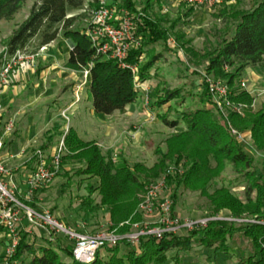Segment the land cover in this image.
I'll return each instance as SVG.
<instances>
[{
	"label": "trees",
	"instance_id": "1",
	"mask_svg": "<svg viewBox=\"0 0 264 264\" xmlns=\"http://www.w3.org/2000/svg\"><path fill=\"white\" fill-rule=\"evenodd\" d=\"M29 0H0V23L12 20ZM101 0H91L89 8L99 6ZM226 5L215 17L225 21L234 20L233 34L224 38L219 47L210 53L207 72L216 78L226 81L231 87L240 79L248 67L259 66L264 63V0H256L251 10H239L233 6L236 0H218ZM109 4L118 8L136 11L133 0H109ZM86 0H36L27 18L19 24L4 43L5 51L0 55V63L4 54L12 55L18 50L27 52L32 48L36 54L43 47L54 42L63 33L73 42V48L66 66L81 71L83 67L91 65L89 93L92 106L96 113L111 115L118 110L137 101L141 84L157 76L160 81L148 90V100L152 101L155 109L167 105V109L160 114L161 121L170 128L184 125L185 130L173 134L167 140L168 152L161 154L158 162L150 168L142 164L130 165L126 160L116 161L112 155H105L101 148L92 141L79 138L76 131L70 128L65 142L69 158L84 163L82 174L89 178H98V192L100 203L96 208H105L110 215L111 228L119 227L122 222L133 217L137 206L146 190V180L157 177L166 172L167 159L185 161L189 166L183 173L169 174L168 184H175L171 194L173 207L175 206L178 190L181 186L192 190H201L213 206V213L226 211L236 217H256L264 221V165L258 171L253 158L248 155L237 139L231 135L223 123L219 112L206 107L214 106L213 96L209 92L208 80L200 83L201 93L198 94L202 105L195 109L189 107L181 110L180 118H171L176 108L168 105L175 100L177 106H182L187 94L182 88L171 89L163 86L162 78L156 68L157 61L162 54H154L149 46L162 41H168L169 30L163 25L170 21L169 14L148 18L141 15L138 18L137 34L142 36L139 47L129 53L128 62L138 64V77L130 69L122 67L116 59H112L97 51L86 34V29L76 28L75 24L86 12ZM70 8L84 9L79 16H68ZM195 7L191 6L184 17H189ZM146 9L145 11H147ZM179 17L178 20H182ZM177 20V22H178ZM176 21L171 25L175 28ZM183 34H178L181 40ZM192 41L182 42V46L189 53L196 54L191 46ZM187 44H189L187 46ZM187 46V47H186ZM151 52V53H150ZM149 55L146 61L140 63L141 57ZM155 70V72H153ZM235 101L252 103L249 92L242 91L232 97ZM218 111V110H217ZM218 114V115H217ZM229 120L240 129H248L252 134L256 148L264 151V111L255 114L250 120L242 119L239 114L230 112ZM241 124H244L243 126ZM53 137H50L51 141ZM214 161L215 165H212ZM227 163L235 167V172L247 180L244 197L234 195L228 188L222 187L212 194L207 193V184L220 174ZM160 174V175H161ZM157 179V178H156ZM89 193L94 189L87 185ZM35 207L33 199L27 201ZM128 225L119 228L126 232ZM3 232V228L0 227ZM234 241L239 245L236 264H264V224L237 225L231 221H211L207 227L193 230L184 236L167 234L164 238H143L138 245L122 242L114 247H106L107 257L103 258L99 252L94 262L90 264H164L169 252L176 250L174 264L182 262V252L192 250L194 243L212 249L215 253L228 254L229 244ZM3 246L6 241H0ZM122 244L130 247L123 251ZM62 254L67 259L62 257ZM184 258V256H183ZM18 264H85L73 257V245L65 236H53L38 246L23 233L19 246L10 259Z\"/></svg>",
	"mask_w": 264,
	"mask_h": 264
},
{
	"label": "rangeland",
	"instance_id": "2",
	"mask_svg": "<svg viewBox=\"0 0 264 264\" xmlns=\"http://www.w3.org/2000/svg\"><path fill=\"white\" fill-rule=\"evenodd\" d=\"M34 1L35 0H29L12 20L2 21L0 23V51L4 48L6 39L12 34L14 29L26 19ZM133 1L136 4V11H130V13L136 20V23H138L137 19L140 18L141 15L148 18H158L164 14H169L170 21L163 25V29L169 30L168 41L165 44L162 41L157 42L149 46V48L154 54H162L157 61L156 68L161 78H163L161 79L163 86L167 85L171 89L182 88L184 93L187 94L186 100L182 106H177L175 100H172L168 104L176 108V112L171 113L170 117L180 118L181 110L187 107L195 109L202 106L199 102L198 94L201 93L200 83L204 79L213 81L222 80L207 72L206 68L209 63L208 58L210 53H213L219 47L225 37H231L233 34L232 26L235 22L234 20L225 21L224 19H217L215 17V15L226 6L223 3L204 5L206 10L202 14L203 17L196 18L193 16V13L189 17L183 16L191 6L179 0ZM255 2L256 0H236L233 2V6L239 10L247 11L253 8ZM204 6L195 7L194 11ZM164 7L168 9L167 12L164 11ZM90 9L91 8L88 7L85 16L76 22V28L83 30L88 27ZM146 9L148 10L145 11ZM179 17H183V19L178 20ZM174 21H176L177 25L175 28H172L171 25H173ZM178 34H183L184 37L178 40ZM139 36H141L140 33ZM187 40L192 41L191 46L194 48L196 54L189 53L186 48L182 46V42ZM188 45L189 44H187V46ZM27 53H32L31 47L28 48ZM148 57L149 55L147 53V55L143 56V61H146ZM29 65L32 68V60L29 62ZM252 71V73L244 74L232 86L235 95L242 91H247L252 97L251 104L235 101L245 104L244 113L240 115V117L247 120H250L255 114L264 111V63L254 67ZM153 72H155V70H153ZM158 80L159 78L157 76L150 79L151 89L148 87V89H150L149 91L158 84ZM242 81L246 82V88L241 87ZM87 94L88 93L85 91L84 101L81 103L82 118L80 119V115L76 114L74 117L77 118L73 120V116L70 114L72 121L70 120L69 126L71 128L73 125H76L80 130L82 138L94 143L95 141L100 142L99 147L102 153L105 155H112L116 161L124 159L130 165L142 164L147 168L153 167L160 159L159 157L161 154L164 155L168 152L167 140L169 137L185 130L184 125L176 128L166 126L161 121L160 114L167 109V105L155 109L154 106H152V101L149 100V104H147L145 95H143L140 97L141 100L135 106L134 110L138 115L139 113L145 112L147 116L143 118H132L131 121H126L125 123H120V120L117 119L114 127L121 128L120 131H116L113 134L114 137L109 139L108 142L100 141L92 132V127L97 120V115L89 110ZM206 107L218 112L216 106L212 104H207ZM151 117H154V119L152 120ZM230 123L238 131L243 132V134L248 137V142L240 144L248 155L253 158L256 169L260 171L264 165V151L258 150L253 141L250 142V131L248 129H240L231 121ZM124 125H126L127 128H124ZM226 125L228 129L230 125L228 123ZM241 125L243 126L244 124ZM60 135L61 134L55 137V139L58 140L55 141L56 143H53L54 147L63 139L64 135L63 137H60ZM59 138L61 139L59 140ZM47 139L48 135L46 134L35 143L32 144L31 142L29 145L30 149L26 156H32V164L29 170H34L36 168L40 152L47 156L52 153L53 150L47 149L45 151L42 149V143L46 142ZM68 154L69 151L67 148L62 160V171L47 186L39 189L34 195L33 201L35 207L40 210H50L61 221L73 228L81 229L83 225L92 229L105 230L109 228L111 226L109 213L105 208H96V205L100 203V195L97 188L99 179L96 177L89 178L82 174L81 171L85 167L84 163L69 158L66 156ZM176 158L177 156H174L172 159H167L166 165L183 168L184 171H187L189 166L184 164L185 161L177 162L175 160ZM212 165H215L214 161H212ZM15 167L16 166H12L13 169H15ZM160 174L146 181L151 183L157 180L156 178H158ZM247 183V180L243 179L241 174L235 172L234 165L227 163L224 170L209 181L206 189L207 193L212 194L217 189L226 187L237 197L243 198ZM87 185L93 187V193H89ZM169 189L172 194L175 189V184H169ZM17 196L23 199L19 193ZM212 209L213 206L211 205L210 199L202 194L201 190H192L185 186L179 188L175 206L173 207L175 215L182 219L189 217L202 218L213 215ZM156 218L157 217L139 216L137 221L153 223ZM25 222L26 225L23 223V233H27L29 239L34 241L38 246H42L47 239L53 237L47 228L43 226H31L27 221ZM184 235H187V232L178 234V236ZM1 238H5V235L0 231V241H2ZM121 248L123 251L130 249L126 244H122ZM4 251L5 250L0 246V264H11L10 260L5 258ZM176 252V250L169 252L167 258L163 261L164 264H174L176 259L173 257ZM99 254L103 258L108 256L106 249H101ZM238 254L239 245L234 241L229 244L228 254L215 253L212 249L194 243L192 250L182 252L181 255H183L184 258L183 256L181 257L182 262L180 264H233L236 262ZM62 257L67 259L64 254H62Z\"/></svg>",
	"mask_w": 264,
	"mask_h": 264
},
{
	"label": "built area",
	"instance_id": "3",
	"mask_svg": "<svg viewBox=\"0 0 264 264\" xmlns=\"http://www.w3.org/2000/svg\"><path fill=\"white\" fill-rule=\"evenodd\" d=\"M190 6L199 7L213 5L218 0H179ZM166 11V10H165ZM90 18L86 34L92 41L97 51L109 58L116 59L122 67L131 70L138 77V64L128 62L129 53L133 48L142 43V36L136 32L137 23L127 8H118L109 4V0H101L99 6L89 10ZM138 20V19H137ZM5 47L0 51V55ZM35 59V54L18 50L12 55L4 54L0 63V89L9 85L14 72L25 64ZM143 57L140 59V63ZM91 65L82 68V80L75 86V100L62 110V116L69 124L70 111L81 100L83 88L90 82ZM246 82H241V87L246 88ZM208 88L213 96L214 106L222 116L224 124H229V131L239 143L248 142V137L243 132L233 127L229 120L230 112L243 115L245 104L235 102L232 97L235 93L232 87L224 80H208ZM148 87L143 89L146 102L148 100ZM2 106L0 104V110ZM153 120L154 117H151ZM15 128L14 119L9 120L0 132V227L3 228L6 245L4 247L5 258L10 260L15 254L23 233V223L27 221L31 226H43L53 236H65L73 245V257L75 260L90 264L95 261L98 252L106 247H114L122 242L138 245L143 238H164L167 234L178 235L183 232L207 227L211 221H231L237 225L264 224L263 220L256 217H236L229 212L220 211L211 216L202 218L189 217L182 219L175 215L173 199L168 184V175L183 173L184 169L168 165L166 172L162 173L157 180L147 186L146 192L141 195L135 214L140 217H157L155 222L134 221L133 217L122 222L119 227L107 229H92L83 225L81 229L68 226L50 210H40L31 206L27 201L33 199L36 192L47 186L63 169L62 160L67 150L65 137L55 146L53 152L47 156L39 153L36 168L27 176L25 196L19 198V186L12 178V173L1 153L6 146L7 139ZM250 142L253 141L249 132ZM113 157V156H112ZM114 158V157H113ZM112 225V223H111ZM128 225L126 232L119 228ZM28 231V230H27ZM11 261V260H10ZM11 264H18L17 262Z\"/></svg>",
	"mask_w": 264,
	"mask_h": 264
},
{
	"label": "crops",
	"instance_id": "4",
	"mask_svg": "<svg viewBox=\"0 0 264 264\" xmlns=\"http://www.w3.org/2000/svg\"><path fill=\"white\" fill-rule=\"evenodd\" d=\"M90 1L86 0V9L89 7ZM167 10L164 7V11L167 12ZM205 10V6L199 10L196 9L193 12V16L201 18ZM84 12V9L70 8L68 16H79ZM84 16L82 15V17ZM72 48L73 42L71 39L64 34H60L54 42L43 47L35 54L32 68L29 64L22 66L13 73L9 85L0 89V104L2 106L0 110V132L9 120L14 119L15 121L14 131L7 139L1 158L9 167L11 173L13 172L12 178L19 186V194L23 198L25 196L27 176L32 172V170H29L32 164V156L26 157L31 142L32 144L35 143L39 138L47 134L48 139L42 143V149L45 151L47 149L54 150L53 143L58 140L55 137L59 134H61L60 137H63V135L66 137L70 129V124H67L61 113L63 109L75 100V86L83 78L81 71L73 70L66 66ZM254 67L256 66L248 67L245 74L252 73ZM159 81L160 79L158 83ZM150 85L151 82L149 80L142 83L141 87ZM85 91L88 93L89 110L97 115L92 132L100 141L108 142L109 139L114 137L113 134L116 131H120L121 128L114 127L117 119L120 120V123H125L126 121H131L132 118L147 116L145 112L138 115L134 110L141 100L140 97L144 95L143 89L140 88V94L135 103L111 115H105L94 111L92 98L89 93V84H87L83 88L81 100L70 111L73 120L77 118L74 117L76 114L80 115V119L83 116L81 103L84 101ZM123 127L127 128L126 125ZM71 128L76 131L79 138L88 141L82 138L76 125ZM50 137H53L51 141L49 140ZM95 144L99 146L100 142L95 141ZM12 166H16L15 169ZM24 225H26L25 221ZM1 240L5 241V238H1ZM0 246L2 249L5 247L3 244H0ZM233 264H236V262Z\"/></svg>",
	"mask_w": 264,
	"mask_h": 264
}]
</instances>
